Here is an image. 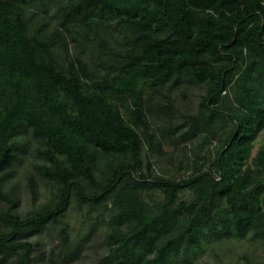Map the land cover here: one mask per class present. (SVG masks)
<instances>
[{
    "label": "trees",
    "instance_id": "obj_1",
    "mask_svg": "<svg viewBox=\"0 0 264 264\" xmlns=\"http://www.w3.org/2000/svg\"><path fill=\"white\" fill-rule=\"evenodd\" d=\"M193 86L200 104L176 121L173 92ZM263 129L264 0H0V264H80L99 230L93 264L264 245ZM172 138L194 144L185 177L153 172ZM29 153L43 189L28 166L17 177ZM73 205L93 226L77 239ZM58 227L47 259L34 236Z\"/></svg>",
    "mask_w": 264,
    "mask_h": 264
},
{
    "label": "rangeland",
    "instance_id": "obj_2",
    "mask_svg": "<svg viewBox=\"0 0 264 264\" xmlns=\"http://www.w3.org/2000/svg\"><path fill=\"white\" fill-rule=\"evenodd\" d=\"M202 92V89L196 86H193L190 90H186L185 87H182L181 89H177L175 92H173L177 107L179 109L178 113H175L176 121L182 120V114L185 115L187 113H193L196 111L202 98ZM155 119H157V121ZM155 119L153 120H155L161 127H163L167 123L166 120H162L161 122L160 119L157 118V116L155 117ZM24 136L27 139L26 141L30 139V135L27 132L24 133ZM263 143L264 129L258 136V141L255 143L253 154L256 153V151ZM35 144L36 141L29 140V148H32L33 146H35ZM193 145L194 144L192 142H189L187 144L180 143L173 138L168 140L165 143V149L170 156L174 157V159L170 160L169 155H166L168 158H159L158 160L152 157L151 159L154 161V174L173 175L176 178L187 176L192 172V170H187L183 161L185 160V154L187 152L191 154V148L193 147ZM186 146L187 149H185ZM34 161L39 160L36 158V156L29 153L24 164L19 167L17 177L19 179L23 178L24 172L27 169L26 167L28 166V169H31L32 172L35 173L37 179L39 180L40 186L43 189V181L33 165ZM145 169H147V166L145 167ZM22 183L24 184V182ZM32 207V200H30L27 191H24L20 208L22 211L26 212ZM65 220L68 221L71 225L72 239H77L79 235H86L88 230H90V227H93L91 226V219H88L85 216L84 212L79 210L78 206L76 205H73L68 210V215ZM95 221L97 220L95 219ZM58 230L59 227L57 229H45L34 236L35 238L41 236L42 238H44L43 241H47L45 248L41 252L42 254L46 255L47 259L51 257V255H53V252H57L59 249L58 245L61 242V238L58 237ZM102 237L103 233L99 230V232L94 236L95 239L93 238L91 243L87 239L83 241L82 253H80L79 255V257L81 256L82 258L80 257L75 260L77 261L83 259V262H80V264H93L98 261L105 253V249L102 243ZM246 259L263 261L264 245L260 244V242L258 241L257 243L252 242L250 237L242 240L234 239L226 241L222 245L215 243L210 244L207 248L199 250L194 256L195 264H242L246 262ZM63 261H69V258H63ZM65 264L70 263L66 262Z\"/></svg>",
    "mask_w": 264,
    "mask_h": 264
}]
</instances>
